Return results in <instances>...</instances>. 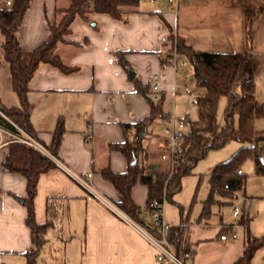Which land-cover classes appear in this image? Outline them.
Here are the masks:
<instances>
[{
	"label": "crops",
	"instance_id": "1",
	"mask_svg": "<svg viewBox=\"0 0 264 264\" xmlns=\"http://www.w3.org/2000/svg\"><path fill=\"white\" fill-rule=\"evenodd\" d=\"M69 1L29 0L16 31L22 50L32 51L48 39L56 8H67ZM232 1L216 0L211 6L206 5L205 9L214 17L207 23L195 22L192 0H180L177 14L160 0L146 8L138 4L135 11L124 14L120 20L106 14H90L87 21L74 19L66 36L71 44L59 43L56 54L65 66L76 70L62 73L42 63L28 84L35 139L50 148L57 123L61 122L64 131L56 159L75 173L90 174L94 187L114 202L118 199L117 191L102 177V170L123 173L137 165L148 172L165 173L168 164L160 155L165 142V121L157 118L141 133L134 127L124 130L123 126H132L150 114L148 82L152 74L162 75L166 82L165 96L172 91L173 72L162 63L171 49L172 35L198 52L264 57V52L247 45L253 22L248 25L244 8L236 0ZM195 37H208V47H198ZM235 43L240 48L238 51L234 49ZM118 57L129 70L120 64ZM0 101L6 107L19 106L1 44ZM163 110L169 113L164 106ZM87 132L92 135L90 142L85 141ZM14 141L17 140L8 132L0 131V264H26L23 254L32 248L30 230L25 224L26 179L6 171L2 165L9 144ZM126 143L136 147L132 158L113 147ZM210 171L204 175L205 191L199 197L197 190L203 176L182 177L179 191L164 206L163 219L172 225L170 239L181 226L185 229L183 241L192 253L189 264H233L244 251V226L238 230L236 241H219V226L232 223L223 218V207L214 208L210 218L198 221L208 193ZM131 196L141 209V218L147 219V185L137 182ZM48 202L52 218L46 211ZM34 213L38 223L52 220L37 260L43 255L55 262L60 249L59 264H160L153 247L139 233L87 194L58 166L40 175Z\"/></svg>",
	"mask_w": 264,
	"mask_h": 264
},
{
	"label": "trees",
	"instance_id": "2",
	"mask_svg": "<svg viewBox=\"0 0 264 264\" xmlns=\"http://www.w3.org/2000/svg\"><path fill=\"white\" fill-rule=\"evenodd\" d=\"M238 1L247 9L253 8L249 1ZM28 5L29 0H12L9 7H0L3 59L8 65L11 88L19 99L18 107H6L0 101V128L16 135H20L22 130L35 138L30 122L31 105L27 94L28 84L38 66L45 63L62 73L74 72L76 68L65 66L56 54L59 43L71 44L66 40V36L70 34V26L74 19L80 18L87 21L90 14H106L120 20L124 14L135 11L138 3L137 0H70L67 8H56L55 22L49 26L48 39L36 49L26 52L20 47L16 31L22 23ZM248 20L251 21L252 17ZM170 40L172 42V36ZM75 45L79 46V44ZM177 50L179 55L187 59L192 68V79L198 91L194 100L197 119L190 121L184 118L188 123L183 137L185 162L177 167L173 176L177 190L170 194V198L179 191L182 177L191 174L196 163L208 151L222 147L229 141H237L243 145L229 160L217 164L208 174V193L202 202L198 219L203 221L210 218L214 208L231 207L239 197L237 192L243 190L246 182V175L241 172V166L247 158L253 160L255 173L264 175V131L254 129L255 120L264 117V103L258 102L255 98L256 85L249 54L198 52L179 38ZM118 59L120 64L129 70L121 57ZM162 63L166 65V57L163 58ZM223 96L227 99V105L224 111V125L219 127L216 112L218 101ZM164 99L163 94L160 104H150V114L144 120L132 126L124 125V130L134 127L138 133L145 132L147 126L156 120L158 115H166L163 110ZM235 118H237V126H235ZM63 131L61 122H58L53 134L52 146L47 149L54 156H56ZM113 147L122 151L128 158L134 157L136 152V147L127 143ZM2 165L6 171L20 174L26 179V195L23 198L26 207L25 224L30 230L32 248L23 255L26 264H38V251L46 242V233L52 226V220L49 219L43 223L35 220L34 197L40 175L56 165L47 156L19 141L9 144V152ZM101 175L117 191L116 204L135 221L150 227L149 204L162 196L164 173L155 174L134 165L123 173L104 169ZM137 182L144 183L148 187L147 219L141 218V209L132 200L131 191ZM243 207L244 203L241 205L240 217L245 231L244 251L233 264H251L254 252L264 247V237L251 235L248 228L250 217L244 212ZM46 211L52 218L49 202L46 205ZM184 232L185 229L181 226L177 235L171 239L172 247L180 258H183L185 252L191 253L183 241Z\"/></svg>",
	"mask_w": 264,
	"mask_h": 264
},
{
	"label": "rangeland",
	"instance_id": "3",
	"mask_svg": "<svg viewBox=\"0 0 264 264\" xmlns=\"http://www.w3.org/2000/svg\"><path fill=\"white\" fill-rule=\"evenodd\" d=\"M215 1L216 0H192V3L190 2L194 7L193 13L195 14V16L193 17L196 23L200 22L201 20L202 21L204 20V22L207 23L208 20L214 18L213 16H211L210 11L208 9H205V6L206 5L211 6L212 3H214ZM218 1L228 2V3L233 2L232 0H218ZM236 1L239 4V1L238 0ZM246 1H249V3L253 5V8L249 7L248 9L241 5L245 11L246 23L249 22V24H251L253 22L251 24L250 31L247 34V38H246L247 45L260 52H264V0H246ZM141 6L142 8H146V6H151V5L141 4ZM181 17L182 15L180 13V18ZM232 17L233 19L234 18L236 19V16H232ZM250 17H252L251 21L248 20L250 19ZM177 40L178 38L172 35L171 50H173L175 46V49L178 53ZM1 42H2V36L0 34V44ZM208 43H209L208 37L207 38L195 37V44L198 45V47L201 48L208 47ZM236 43L234 49L235 51H238V49L240 48L236 47ZM249 57L252 64L253 77L256 85L255 98L257 99L258 102L264 103V57L259 55H252V54H249ZM178 59H179L180 69L174 78L172 91L165 96L163 106L169 110V113H171V115L176 120L179 118H183V119L185 118L194 121L197 119V109L194 100L198 91L195 85V81L192 79L191 65L189 64V62L185 57L178 56ZM185 87L188 88L187 92L183 91ZM226 105H227V99L226 97L223 96L218 101L217 112H216L217 125L219 127H222L224 125V111ZM157 123H159L160 126L162 125V122L160 121H157ZM235 126H237V118H235ZM254 129L255 131H264V117L255 120ZM242 146L243 145L240 142L229 141L222 147L208 151L206 155L196 163V165L191 171V174H196L198 176L200 175L201 177L203 176L202 182L197 190L198 197L205 191L206 177L204 175L207 174L217 164L229 160ZM241 172L246 175V182L243 190L237 192V195L242 199L245 198L243 208L245 210V213L250 217L249 228L251 233L258 237H264V175L255 173L254 163L251 158H247L243 162L241 166ZM97 192L101 194L98 190ZM221 212L223 214V218L231 222L232 218H231L230 206L223 207ZM57 252H58L57 253L58 255H56V257H58L57 261L52 262L50 259H47L42 255L39 256L37 263L59 264V260H60L59 254L62 252V250L60 251V249H58ZM262 261H264V248H261L260 250L255 252L253 259H251V264H260Z\"/></svg>",
	"mask_w": 264,
	"mask_h": 264
},
{
	"label": "built area",
	"instance_id": "4",
	"mask_svg": "<svg viewBox=\"0 0 264 264\" xmlns=\"http://www.w3.org/2000/svg\"><path fill=\"white\" fill-rule=\"evenodd\" d=\"M166 7L172 12L177 14L179 10L180 0H162ZM160 0H137L138 4L156 5ZM12 4V0H0V7L6 8ZM172 48V47H171ZM171 50V49H170ZM251 53V52H249ZM166 65L171 68L174 78L179 72L180 65L178 59V53L175 49L171 50L166 56ZM166 82L164 81L160 73H154L151 75L148 82V96L149 101L153 105H158L162 102L164 89ZM184 92L188 91L185 87ZM158 119L165 121L163 134L165 142L161 148V159L168 164V168L164 173V189L162 196L159 200L150 202V227H146L139 222L135 221L128 214H126L116 202L106 198L97 192L92 184L90 174L75 173L56 159L47 148L40 144L35 138L20 130L21 135H16L8 132L15 140L27 144L43 155L51 159L56 166L61 168L75 183L82 187L87 194L98 200L104 207H106L114 216L122 220L124 223L129 224L134 228L154 249L156 260L160 264H189L191 259V253L185 252L183 258L176 255L169 237V230L171 224L163 219V211L165 204L170 199V194L177 190L176 185L173 182V176L177 171V167L185 162L184 157V140L185 129L188 125L187 121L183 118L175 119L171 113H166L165 116L158 115ZM0 131H5L0 128ZM7 132V131H6ZM92 135L87 132L85 135V141L90 142ZM245 202V198L238 197L231 206L232 223L225 226L221 225L219 234V241H236L238 237V230L243 226L240 222L241 217V205Z\"/></svg>",
	"mask_w": 264,
	"mask_h": 264
},
{
	"label": "water",
	"instance_id": "5",
	"mask_svg": "<svg viewBox=\"0 0 264 264\" xmlns=\"http://www.w3.org/2000/svg\"><path fill=\"white\" fill-rule=\"evenodd\" d=\"M132 163H134V160H133V162Z\"/></svg>",
	"mask_w": 264,
	"mask_h": 264
}]
</instances>
